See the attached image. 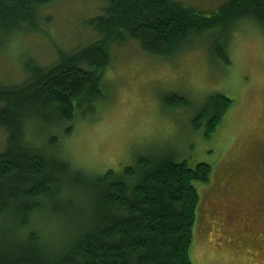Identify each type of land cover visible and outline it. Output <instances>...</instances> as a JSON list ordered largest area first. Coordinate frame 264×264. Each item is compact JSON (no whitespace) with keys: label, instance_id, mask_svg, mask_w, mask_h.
Returning a JSON list of instances; mask_svg holds the SVG:
<instances>
[{"label":"trees","instance_id":"trees-1","mask_svg":"<svg viewBox=\"0 0 264 264\" xmlns=\"http://www.w3.org/2000/svg\"><path fill=\"white\" fill-rule=\"evenodd\" d=\"M56 1L0 0V49L37 31L41 9ZM100 1L101 11L87 21L95 41L59 52L47 68L29 58L21 82L0 81V264H191L197 186L209 182L208 163L154 154L90 176L58 153L55 133L69 136L76 114L94 112L105 98L115 44L136 41L170 59L207 34L210 55L230 64L232 30L246 20L264 26V0H227L208 13L176 0ZM188 100L182 93L162 96L169 109ZM232 102L210 93L193 128L211 139ZM36 216L49 235L33 225Z\"/></svg>","mask_w":264,"mask_h":264},{"label":"rangeland","instance_id":"rangeland-1","mask_svg":"<svg viewBox=\"0 0 264 264\" xmlns=\"http://www.w3.org/2000/svg\"><path fill=\"white\" fill-rule=\"evenodd\" d=\"M176 1L208 13L227 0ZM102 6L100 0H57L43 7L37 31L5 39L0 81L21 82L29 58L47 68L59 52L70 53L95 41L97 35L87 21ZM241 23L231 32V63L226 65L210 55L207 34L170 59L148 54L136 41L115 44L104 72L105 98L93 106L94 112L76 114L69 136L61 130L55 133L61 138L58 153L90 176L119 171L139 156L154 154H175L191 165L208 163L209 182L197 186L200 200L189 249L191 264H264V223L248 204L242 205L249 193L243 185L249 173L245 169L264 174V26ZM172 92L186 95L188 102L166 108L162 96ZM214 92L233 102L207 140L191 121L201 101ZM4 138L0 130V149ZM221 179L231 181L220 195ZM32 220L49 235L38 216Z\"/></svg>","mask_w":264,"mask_h":264},{"label":"flooded vegetation","instance_id":"flooded-vegetation-1","mask_svg":"<svg viewBox=\"0 0 264 264\" xmlns=\"http://www.w3.org/2000/svg\"><path fill=\"white\" fill-rule=\"evenodd\" d=\"M262 132L264 134V123L262 126ZM245 171H248V176L246 177V180L243 179V185L248 186V192H246L244 198L246 203H242L243 207L247 204L251 207V213H256L258 217H256L258 220H262L264 223V174H261V171L256 172L252 168L248 167L245 169ZM223 181V182H222ZM231 180H222L220 187L223 190H217L218 192H221L223 194L228 190V186L230 185Z\"/></svg>","mask_w":264,"mask_h":264}]
</instances>
